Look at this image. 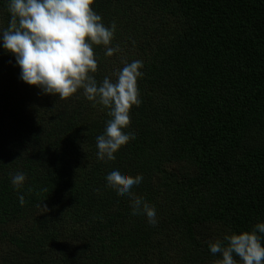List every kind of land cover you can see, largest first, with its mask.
<instances>
[{
  "label": "trees",
  "instance_id": "obj_1",
  "mask_svg": "<svg viewBox=\"0 0 264 264\" xmlns=\"http://www.w3.org/2000/svg\"><path fill=\"white\" fill-rule=\"evenodd\" d=\"M94 9L115 22L121 49L107 57L94 46L97 81L115 79L123 59L143 60L135 135L99 160L107 110L82 92L61 100L27 85L0 47V264H215L210 241L264 222V0ZM114 168L143 175L133 191L155 205V226L106 186Z\"/></svg>",
  "mask_w": 264,
  "mask_h": 264
},
{
  "label": "clouds",
  "instance_id": "obj_2",
  "mask_svg": "<svg viewBox=\"0 0 264 264\" xmlns=\"http://www.w3.org/2000/svg\"><path fill=\"white\" fill-rule=\"evenodd\" d=\"M96 0H8L9 25L0 29V47L14 56L20 79L47 95L67 100L82 92L94 105L107 110L104 132L96 137L97 158L112 161L119 149L135 135L129 128L132 105L139 103L138 78L143 75L142 59H123L115 79L105 76L98 82V57L94 46H103L112 57L121 51L114 43L116 24L106 25L94 9ZM106 186L129 198L131 214L142 215L155 226V205L137 195L133 188L142 174L130 175L114 168L105 177ZM26 181L23 172L11 177L14 187ZM24 204L25 198L19 196ZM215 264H264V222L251 231L232 232L210 241ZM234 257H238L236 259Z\"/></svg>",
  "mask_w": 264,
  "mask_h": 264
}]
</instances>
